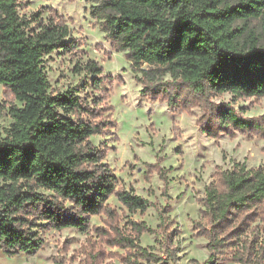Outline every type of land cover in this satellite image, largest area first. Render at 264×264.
Masks as SVG:
<instances>
[{"label": "trees", "instance_id": "1", "mask_svg": "<svg viewBox=\"0 0 264 264\" xmlns=\"http://www.w3.org/2000/svg\"><path fill=\"white\" fill-rule=\"evenodd\" d=\"M85 1L92 3L90 16L112 47L130 61L141 94L167 101L177 113L199 107L203 113L197 125L208 136L237 131L264 136V114L246 117L230 103L212 100L224 92L264 95V48L252 31L241 40L244 29L233 26L237 18L260 16L264 35V0L235 5L225 0ZM27 5L25 0H0V84L15 101L8 106L12 121L0 136V249L7 255L31 254L42 248L44 231L74 227L87 234L81 247L86 264H114L107 257H118L121 264L174 263L171 242L161 257L155 245L144 247L138 240L141 233L169 229L170 207L119 186L105 160V145L91 140L115 126L108 94L99 87L108 76L88 60L84 69L98 93L52 90L43 56L67 48V19L47 6L20 13ZM144 164L146 178L156 171L167 195V169L158 159ZM214 176L205 188L202 215L193 220L197 234L207 240L202 264H262L264 164L246 168L235 162L230 169L217 168ZM111 195L130 213L154 206L158 226L131 217L120 225L108 204ZM101 214L103 223L90 228V217ZM53 262L61 264L58 257Z\"/></svg>", "mask_w": 264, "mask_h": 264}, {"label": "rangeland", "instance_id": "2", "mask_svg": "<svg viewBox=\"0 0 264 264\" xmlns=\"http://www.w3.org/2000/svg\"><path fill=\"white\" fill-rule=\"evenodd\" d=\"M25 1L28 5L19 8L20 13L29 15L47 6L67 19L70 30L67 48H57L43 56L44 70L52 90L72 88L81 96L91 93L94 78L84 69L88 60L96 61L101 65L102 73L108 76L99 82V87L108 94L107 102L112 106L115 126L109 133L92 136L91 140L105 145V160L116 174L119 186L133 190L158 206H169L167 214L173 220L169 229L158 235L141 233L138 239L141 246L155 245L154 251L164 257L171 242L177 255V260L171 264H192L193 259L204 263L208 257L207 240L197 234L193 220L202 215L205 188L215 179L217 168L230 169L235 162L244 163L246 168L262 166L264 136H248L238 131L233 136L225 133L217 137L208 136L197 125L203 113L199 107H194L192 113H177L167 101L151 100L141 94V85L135 79L130 61L123 51L112 47L99 22L90 16L92 3L85 0ZM237 2L225 0L224 4L235 5ZM46 14L44 10L43 15ZM261 21L260 16L237 18L233 26L244 29L241 40L246 32L252 31L258 46L264 48ZM142 67L146 65L142 64ZM4 90L0 84V136H4V129L12 121L8 106L15 102L3 93ZM212 100L228 102L246 117L264 114V95L238 97L224 92ZM157 159L160 166L167 169V195L162 194L163 183L156 171L150 173L149 179L145 176L147 168L144 163H154ZM108 204L118 213L120 225L131 217L145 220L152 227L158 226V213L154 206H149L143 213L139 210L130 213L114 195L108 198ZM103 217V214L92 215L89 227L101 225ZM42 237V248L31 254L7 255L0 249V264H54V257H58L61 264H86L81 247L87 234L74 227H65L48 229ZM110 249L122 251L117 247ZM105 261L121 264L118 257H107Z\"/></svg>", "mask_w": 264, "mask_h": 264}, {"label": "crops", "instance_id": "3", "mask_svg": "<svg viewBox=\"0 0 264 264\" xmlns=\"http://www.w3.org/2000/svg\"><path fill=\"white\" fill-rule=\"evenodd\" d=\"M21 253V252H20Z\"/></svg>", "mask_w": 264, "mask_h": 264}]
</instances>
